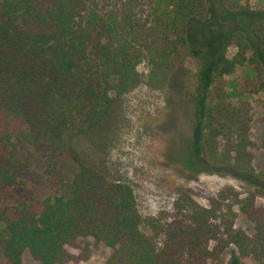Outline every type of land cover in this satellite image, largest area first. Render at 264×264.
Segmentation results:
<instances>
[{
    "label": "trees",
    "instance_id": "trees-1",
    "mask_svg": "<svg viewBox=\"0 0 264 264\" xmlns=\"http://www.w3.org/2000/svg\"><path fill=\"white\" fill-rule=\"evenodd\" d=\"M134 1L100 11L91 9V0H0V264H21L24 253L38 264H61L72 257L66 247L80 238L110 249L102 264H204L231 244L236 251L227 264H243L245 258L264 264V207L254 203L256 197L264 198V188L240 199V211L253 224L252 237L228 226L224 242L212 248L207 217L204 222L200 213L192 215L197 225L174 223L157 244L143 228L131 185L109 179L75 151L70 157L77 169L65 194L31 202L14 194L29 166L21 146L30 148L29 159L63 148L66 123L73 120L60 113L61 119L53 121L54 99L75 93L76 82L82 89L72 110L90 99L101 103L87 119L96 126L112 102L110 93L120 97L143 82L161 87L183 50L201 58L207 49V60L196 73L189 135L173 151V161L192 174L207 172L209 164L258 176L247 150V130L234 120L225 93L215 91L224 64L214 52L218 14L223 3L237 8L241 0H150L142 16ZM263 26L262 19L252 21L251 29L261 31L263 40L250 56L241 32H232L227 40L237 47L230 63L253 64L264 92ZM141 63L146 73L138 71ZM232 127L235 144L218 153L215 138Z\"/></svg>",
    "mask_w": 264,
    "mask_h": 264
},
{
    "label": "rangeland",
    "instance_id": "rangeland-1",
    "mask_svg": "<svg viewBox=\"0 0 264 264\" xmlns=\"http://www.w3.org/2000/svg\"><path fill=\"white\" fill-rule=\"evenodd\" d=\"M149 1L131 2L138 16L145 12ZM126 2L91 0L90 7L101 11L120 8ZM219 12V32L222 35L218 32L214 52L218 53L219 60L224 59V64L220 67L221 80L216 83L215 91L225 93L226 103L236 113L234 120L241 122L240 126L247 130L250 142L247 150L251 154V165L258 174L256 178L230 167L209 164L205 165L207 172L192 174L173 161V151H177L180 141L189 135L190 100L196 86V73L207 60V49L203 48L201 58L181 51L161 87L143 82L120 97L110 93L112 102L96 126L90 125L87 119L92 111L103 105L90 99L83 107L72 110L82 89L75 82V93L57 97L51 106L53 121L61 119V114L73 120L66 123L63 148L61 151L50 148L29 159L30 148L21 146L20 155L29 160V166L20 175V184L14 189L15 196L31 202L65 194L77 169L70 157V152L75 151L109 179L131 185L138 210L144 218L143 228L157 244L162 242L164 232L174 223L197 225L199 221L192 220L194 213L202 214L204 222L207 217L209 248L224 242L228 226L241 229L252 237L253 224L239 208L240 199L264 188V92L259 88V73L253 64L230 63L237 47L234 41L227 39L231 38L232 32H241L248 46L247 55H251L254 45L263 40L261 31H254L251 26L256 18L264 20V0H241L237 8L223 3ZM192 34H197L194 28ZM223 37L226 41L222 40ZM138 71L146 73L145 63L138 66ZM78 80L82 85L87 82L81 73ZM79 109L81 113L75 116ZM234 128L225 129L215 138L213 148L218 153L235 144ZM254 203L257 207H264V198L256 197ZM66 250L72 257L61 264H102L110 254L108 247L96 244L91 238H80ZM235 251L231 244L217 259L204 264H227ZM242 263L254 264L251 258L242 259ZM21 264L38 262L29 253H24Z\"/></svg>",
    "mask_w": 264,
    "mask_h": 264
}]
</instances>
